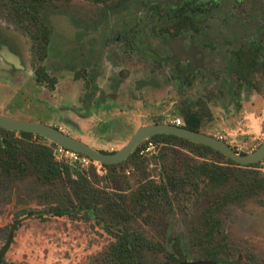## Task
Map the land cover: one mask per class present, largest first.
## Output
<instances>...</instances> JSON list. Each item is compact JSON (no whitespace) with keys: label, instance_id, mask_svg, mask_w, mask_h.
I'll return each mask as SVG.
<instances>
[{"label":"rangeland","instance_id":"obj_1","mask_svg":"<svg viewBox=\"0 0 264 264\" xmlns=\"http://www.w3.org/2000/svg\"><path fill=\"white\" fill-rule=\"evenodd\" d=\"M118 1L103 4L95 0H51L43 12L51 30L49 50L43 60L39 59L29 31L16 22L7 7L0 5V29L16 45L26 67L16 70L0 59V113L56 126L96 149L111 152L124 146L140 125L183 119V102L195 107L196 101L202 99L209 111L206 133L222 138L238 152L256 149L264 139V96L247 85H237L231 63L233 51L242 43L256 36L264 42V0H221L215 11L219 14L224 10L227 20L224 22L222 15L211 16L208 23L214 27V36L194 40L198 44L196 51L190 50L194 46L191 28L175 38L170 35L175 31L171 28L166 33L167 46L157 32L168 22L160 18V4L173 5L183 0ZM150 2L160 3L157 12L149 8ZM155 21H159L158 27ZM134 32L143 36L141 41L150 51L179 58L181 67L192 58L195 75L181 86L175 78V63L153 66L148 60L150 51L140 53L139 43L132 51L126 48L125 38ZM81 51L88 54L86 62L78 57ZM39 65L54 78L53 86L37 79L35 70ZM90 76L94 79L92 92L101 106L94 109V116L85 118L82 105L88 101ZM155 151L153 142H148L141 152ZM261 168L264 172V160ZM27 179L0 186V247L7 226L23 210L68 202V198L58 195L40 196L35 181ZM175 213L171 232L180 234L185 214L181 210ZM223 218L229 241L237 250L230 258L232 264H250L251 256L264 264V198L261 203L255 199L230 206ZM148 230L163 240L166 224L155 220ZM113 240L105 226L87 217H25L5 259L8 264H103Z\"/></svg>","mask_w":264,"mask_h":264},{"label":"trees","instance_id":"obj_2","mask_svg":"<svg viewBox=\"0 0 264 264\" xmlns=\"http://www.w3.org/2000/svg\"><path fill=\"white\" fill-rule=\"evenodd\" d=\"M2 1L17 19L29 20L36 26V33L29 27L28 31L37 39V52L43 60L50 41V27L43 12L51 0ZM95 1L108 4L112 0ZM158 4L150 2L149 8L157 12ZM160 5L163 10L160 18L168 22L159 27V21L154 22L158 34H166L173 28L175 31L170 35L175 36L191 28L193 16L184 12L186 8L182 10L183 5ZM263 50L264 42L256 36L233 51L231 63L236 84L247 85L262 96ZM177 70L175 78L184 86L191 77L183 68ZM36 72L39 80L54 85L44 66L39 65ZM207 114L202 99L196 101L195 107L183 102L180 110L185 127L204 133ZM149 141L156 151L142 153ZM56 146L39 134L0 127V186L28 178L35 181L40 196L50 198L53 194L68 198V202L58 201L48 208L27 209L16 215L7 226L0 264H8L4 255L25 217L45 219L47 214L71 219L87 217L105 226L114 240L105 252L103 264H184L190 258L217 257L230 263L237 250L226 233L223 212L230 206L255 199L261 203L264 198L262 161L242 165L216 149L176 135L151 136L123 162L106 164L90 159L85 167L55 155ZM154 167L158 168L157 172L153 171ZM176 210L185 214L184 231L180 234L171 232ZM155 220L166 224L163 240L148 230ZM248 260L250 264H261L253 256Z\"/></svg>","mask_w":264,"mask_h":264},{"label":"water","instance_id":"obj_3","mask_svg":"<svg viewBox=\"0 0 264 264\" xmlns=\"http://www.w3.org/2000/svg\"><path fill=\"white\" fill-rule=\"evenodd\" d=\"M6 58L9 61H12L14 64L19 62V58L16 55L14 56L9 54L6 55ZM0 127L12 131H24L39 134L40 136L57 145L72 149L88 156L94 161L106 164H117L123 162L131 155V153L142 141L156 134L176 135L194 143L209 146L242 165L252 164L264 160V139L256 149L247 153H241L236 151L229 143L220 137H216L202 131L192 130L185 127L184 125H176L171 122H156L147 125H140L124 146L112 152H104L96 149L85 141L64 132L56 126H52L40 121L18 119L0 113ZM184 264L229 263L224 258L217 257L208 260H187L184 262Z\"/></svg>","mask_w":264,"mask_h":264},{"label":"flooded vegetation","instance_id":"obj_4","mask_svg":"<svg viewBox=\"0 0 264 264\" xmlns=\"http://www.w3.org/2000/svg\"><path fill=\"white\" fill-rule=\"evenodd\" d=\"M185 1H190L191 4H184L183 2H185ZM221 3H222L221 0H206L205 2H199V0H183L181 3H177V6L184 4L182 6V10H184L186 8L184 12L188 11L193 16V19L190 21L191 22L190 23V26H191V30L193 32V34L191 35V41L192 40L193 41L191 43H193L194 46H190V50L196 51V50H194L195 47H196V45L198 46V44H195L194 43L196 40H198V39H200V40L201 39H210L212 36H214V34H213L214 33L213 28L214 27L210 23H208L211 16L213 17L215 15H219V16L222 15L221 16V19H223L224 22L227 20V18H226L227 15L225 14L224 10H223V12L219 10V14L215 11V8H218L221 5ZM0 5L3 8H6L7 7V5L5 4V2H3V1L0 3ZM164 16H165V14H164ZM13 17L16 19V22L19 23V25H21V26L24 27L25 30L28 31V27H29L30 30H31V32H35V33L37 32L36 26L35 25H32V22L31 21H29V20H19L15 16H13ZM203 17H206V18H203ZM24 22L26 23L25 25L27 26V28L25 27ZM50 33H51V30H50ZM29 34H30L29 35L30 36V39L32 40V42L34 44V47H35V49L37 51V47H36V41H37V39H34L33 33L31 34L30 31H29ZM159 34L162 35V38H163L162 43H163V45L164 46H167L166 44H168L169 36H166V34H161V33H159ZM5 37L6 36H5L4 32H2V30L0 29V59L5 64L9 65L13 69H16V70H25L26 67L23 64V58H22L19 50L17 49L16 45H13ZM171 37L172 38H175V36H171ZM142 38H143V36L141 34H139V33H138V35L135 34V32L132 33V34H130V36L126 37L125 38V41H124L126 48H129L132 51L133 48L136 47L137 44H135V43L137 42V43H139V46L137 45V47H138V51L140 53L141 52L143 53L144 50H149V49L146 48L145 43L143 44V42L141 41ZM176 38H179V37L177 36ZM180 38H182V37H180ZM49 43H50V41H49ZM48 50H49V45H48L47 52H48ZM203 50H204V48H203ZM205 50H207V48H205ZM169 51L171 52V48L170 47H169ZM8 53L9 54H12L14 56L15 55L18 56L19 62L17 64H14L12 61H9L6 58V55H9ZM136 55H138V53ZM149 55H148L149 56V59L148 60L151 62V64H153V66L155 64H157V65H160V67H164L168 63L169 64L175 63V68L176 69H178L179 67H181V66L178 65L179 58L166 57V56H163V55H161L158 52L153 51V50H151L149 52ZM78 57H79V59L82 62H86L88 60V54L85 51H81ZM195 67H196V65L194 64L192 58H188V62L186 64V66L181 67V68L184 69L185 74H189L190 76H192L193 74L195 75V73H196ZM36 70H37V68H36ZM36 70H35V74H36V77L38 79V75H37ZM85 72L87 73V71H85ZM121 74H122V71L119 72V74H118L119 77L121 76ZM51 78H53V77H51ZM121 79H122V77H121ZM87 82L90 83L88 85V90H89V93H88L89 94L88 95V101L86 100L85 103H83V105H82L84 107V109L86 110V112L83 114V116L85 118L86 117L88 118V117L94 116V114H95L94 113V109H96L97 107L101 106V104L99 103L98 96H95L93 94V92H92V89H91V88H93V82H94L93 77L90 76L87 79ZM51 86H53V85H51ZM112 94H114V93H112ZM5 238H6V234L4 236V240H5ZM4 260L6 262L5 255H4ZM229 264H232V263L230 262Z\"/></svg>","mask_w":264,"mask_h":264},{"label":"built area","instance_id":"obj_5","mask_svg":"<svg viewBox=\"0 0 264 264\" xmlns=\"http://www.w3.org/2000/svg\"><path fill=\"white\" fill-rule=\"evenodd\" d=\"M176 125H184V120L181 118H176L171 121ZM151 144V141H149ZM55 155L60 158H64L72 163H76L82 167L88 166L90 163V158L82 153L74 151L72 149L66 148L61 145H57L54 149Z\"/></svg>","mask_w":264,"mask_h":264}]
</instances>
